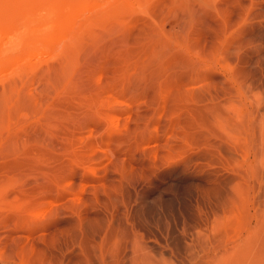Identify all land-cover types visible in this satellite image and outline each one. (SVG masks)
Masks as SVG:
<instances>
[{
	"label": "rangeland",
	"instance_id": "rangeland-1",
	"mask_svg": "<svg viewBox=\"0 0 264 264\" xmlns=\"http://www.w3.org/2000/svg\"><path fill=\"white\" fill-rule=\"evenodd\" d=\"M251 4L264 0H0V93L11 96L0 121V176L18 166L47 176L69 170L90 195L124 176L123 188L138 190L146 209L188 215L208 183L197 165L211 148L192 139L188 112L198 101L181 84L199 60L223 77L235 68L229 45L252 28ZM87 155L89 171L73 161Z\"/></svg>",
	"mask_w": 264,
	"mask_h": 264
},
{
	"label": "bare ground",
	"instance_id": "bare-ground-1",
	"mask_svg": "<svg viewBox=\"0 0 264 264\" xmlns=\"http://www.w3.org/2000/svg\"><path fill=\"white\" fill-rule=\"evenodd\" d=\"M248 8L254 24L234 37L227 54L236 56L235 68L223 77L199 60L181 84L198 101L187 110L192 139L211 148L197 165L208 183L196 208L175 219L146 209L138 190L123 188L124 176L121 186L112 188V178L104 185L109 190L90 195L77 173L78 179L69 170L54 173L45 182V169L18 166L0 176L1 264H264V5ZM245 45L254 50L243 56L238 50ZM6 94L0 93V121L9 109ZM74 158L89 171L88 159ZM29 171L37 181L27 178Z\"/></svg>",
	"mask_w": 264,
	"mask_h": 264
}]
</instances>
